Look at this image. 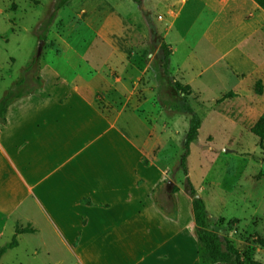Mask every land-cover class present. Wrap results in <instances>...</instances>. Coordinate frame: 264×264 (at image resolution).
I'll list each match as a JSON object with an SVG mask.
<instances>
[{"label":"rangeland","instance_id":"rangeland-1","mask_svg":"<svg viewBox=\"0 0 264 264\" xmlns=\"http://www.w3.org/2000/svg\"><path fill=\"white\" fill-rule=\"evenodd\" d=\"M214 1H151L158 30L172 47L171 74L190 87L187 100L201 119L198 142L187 159V176L175 167L188 116H169L156 103L149 64L157 48L148 46L141 14L131 0H77L58 12L56 0H0V99L21 78L26 80V90L34 88L36 58L40 75L44 69L42 76L50 85L57 74L56 85L60 80L88 85L82 93L86 98L99 89L96 106L108 116L121 113L125 137L143 141L154 132V157L143 162L153 165L137 175L155 178L160 171L166 172L149 199L165 214L180 213L192 240H188V255H195L198 264H207L199 258L201 250L193 234L189 181L203 200L213 229L241 254L264 264V250L256 243V238H264V149L249 132L261 115L264 72L236 71L227 59L230 52L241 53L244 47L243 28L234 25L235 19L246 26L262 19L264 0H228L225 10ZM208 4L216 15L208 14ZM54 12L41 40V28ZM252 26L245 29L264 35L263 23ZM205 34L222 37L219 53L209 38H203ZM102 79L104 86H100ZM258 80L261 96L256 94ZM58 89L60 96L72 90ZM226 95L230 97L224 99ZM173 120L171 129L165 130ZM167 181L172 183L170 191ZM174 188L177 191L172 194ZM13 217L20 220L19 214ZM14 226L10 219L0 247L11 241ZM47 235L45 231L41 237H17V247L8 250L0 264H76Z\"/></svg>","mask_w":264,"mask_h":264},{"label":"crops","instance_id":"crops-1","mask_svg":"<svg viewBox=\"0 0 264 264\" xmlns=\"http://www.w3.org/2000/svg\"><path fill=\"white\" fill-rule=\"evenodd\" d=\"M145 1L153 11L152 0ZM215 1L224 8L228 0ZM212 4L207 5L211 16ZM261 23L264 16L247 26L257 28ZM234 25L243 28L244 47L227 56L232 69L264 72V35L251 27L247 31L236 19ZM203 38L220 52L222 37ZM55 77L51 85L43 78L44 87L18 100L7 113L6 124L0 125V237L13 219L14 229L34 230L17 237H41L47 231L52 244L76 264H198L195 255H188V231L180 213L173 219L164 216L149 199L166 172L155 178L138 176L153 165L143 162L154 157V132L143 141H132L124 135L121 113L108 116L96 106L99 89L86 98L82 93L88 85L60 79L56 85ZM260 79L264 84V75ZM105 82L102 79L100 86ZM60 86L73 91L67 89L60 96L56 93ZM259 105L262 115L264 95ZM176 120L167 122L165 130ZM184 125L186 133V120ZM16 214L20 220L13 217Z\"/></svg>","mask_w":264,"mask_h":264},{"label":"trees","instance_id":"trees-1","mask_svg":"<svg viewBox=\"0 0 264 264\" xmlns=\"http://www.w3.org/2000/svg\"><path fill=\"white\" fill-rule=\"evenodd\" d=\"M71 0H56L54 5L55 12L64 8ZM137 10L140 12L143 24L147 31L148 46L153 49L157 48V53L153 60L149 64V70L152 73L153 82L155 84V100L156 103L162 108L167 115L181 114L188 116V128L184 135L182 150L178 158L176 170L187 176V159L190 155L191 147L196 145L199 137V130L201 128V120L198 114L194 111L187 98L191 94L190 87L188 85H182L171 74V54L172 49L161 33L158 30L155 17L151 10L146 7L145 0H131ZM43 24L41 28L40 39L45 40L48 28L51 26L52 17ZM35 66L33 77L31 81L34 84V88L30 90L25 89V78H21L17 81L11 90L7 91L0 99V125L6 124V116L12 106L20 99L34 95L37 91L41 90L45 85V80L40 75L39 60L36 58L33 63ZM261 85L258 82L256 84V94L261 95ZM230 95H226L223 98H228ZM249 132L259 140L260 146L264 149V112L257 119V121L251 126ZM190 187L192 201V223L194 238L200 247L199 258L201 261L207 264H263L255 259L241 254L231 242L218 234L216 230L211 226L208 218V213L205 208L203 200L194 192L189 181L187 182ZM177 191V188L172 190V194ZM158 211L164 216L172 217L165 214L163 211ZM174 211L172 210V213ZM34 230L29 227L16 226L14 229V235L11 241L0 247V259L8 251L12 250L18 245L17 236L22 234H33ZM257 245L264 250V238H256Z\"/></svg>","mask_w":264,"mask_h":264},{"label":"water","instance_id":"water-1","mask_svg":"<svg viewBox=\"0 0 264 264\" xmlns=\"http://www.w3.org/2000/svg\"><path fill=\"white\" fill-rule=\"evenodd\" d=\"M42 44H43V42H40V45H39V48H38V54L37 55H39V53H40ZM167 185H168L167 191H170V186L172 185V183L170 181H167ZM196 198H199V196H196Z\"/></svg>","mask_w":264,"mask_h":264}]
</instances>
